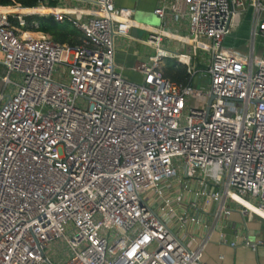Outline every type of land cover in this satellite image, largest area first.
<instances>
[{
	"label": "built area",
	"instance_id": "1",
	"mask_svg": "<svg viewBox=\"0 0 264 264\" xmlns=\"http://www.w3.org/2000/svg\"><path fill=\"white\" fill-rule=\"evenodd\" d=\"M36 7L47 11H12ZM247 11L246 50L225 46ZM133 12L116 0L0 4L1 81L14 86L0 94V264H53L55 241L63 264H205L234 208L264 221V0H158L139 83L114 59ZM34 14L69 21L80 41L23 29ZM165 59L191 83L165 77Z\"/></svg>",
	"mask_w": 264,
	"mask_h": 264
},
{
	"label": "crops",
	"instance_id": "2",
	"mask_svg": "<svg viewBox=\"0 0 264 264\" xmlns=\"http://www.w3.org/2000/svg\"><path fill=\"white\" fill-rule=\"evenodd\" d=\"M116 4L131 8L134 11L133 21L135 25L130 29L128 37L130 41L143 43L142 41L146 40L152 30L161 26L160 19L153 12L158 0H116ZM247 14L250 16V11H247ZM243 25L241 19L239 26L223 39L224 45L225 41L227 42L225 46L240 47V45L244 46L245 42V47L247 46L250 38V23L248 28L246 27L245 35L240 36L239 43L230 45V42L236 39L235 34L238 33ZM180 33L185 34V29L181 28ZM115 41L116 51L114 59L117 68L129 81L141 82L142 75L134 71L133 68L138 62H141L140 60L144 59V61H147L154 53L142 58L130 54L124 48L125 42L123 38H116ZM260 43L262 48V41ZM1 60L2 55L0 53V94L5 95L12 93L13 88H8V85L5 86L1 81L2 76L6 74ZM136 78H138V81H135ZM219 232L222 234L221 240L219 239ZM233 242L234 244L232 245ZM201 261L205 264H264V221L256 216L243 215L238 209L234 208L226 219H222L219 229L213 233L211 242L205 245Z\"/></svg>",
	"mask_w": 264,
	"mask_h": 264
},
{
	"label": "rangeland",
	"instance_id": "3",
	"mask_svg": "<svg viewBox=\"0 0 264 264\" xmlns=\"http://www.w3.org/2000/svg\"><path fill=\"white\" fill-rule=\"evenodd\" d=\"M60 2L57 3H51L53 5L59 4ZM66 4H69L70 2H65ZM73 5H85L83 3L80 2H74ZM242 21H243V27H241V29L238 31L236 35V39H233V42H230V45H236L237 43H239L240 41V36L245 35L246 30L249 26V23L251 24V14L250 16L247 14H244L242 16ZM247 27V28H246ZM34 36H37V34H34ZM235 38V37H234ZM124 42H125V49H127L129 51L130 54H134L136 56L142 57V58H146L148 55H151L154 53V48L152 46H150L149 44H147L145 41L141 42H136V41H130L128 38L124 37ZM128 40V41H127ZM262 39L260 37L256 38V53L258 54H262V48H261V42ZM226 41H225V45H226ZM260 43V45H258ZM245 44L246 42L243 44L244 46L240 45V47H235V48H239V49H243V51L246 50L245 48ZM124 46V45H123ZM228 46V45H227ZM199 63H198V67L201 68L203 71L198 73V78H195V82H196V86L198 88H203V90L208 89L209 87V79H208V75L205 73V68L209 62V58H208V54L207 52H203V51H199ZM140 61H144L140 60ZM172 60L170 59H165L162 62V66H164L166 63L171 62ZM10 79L11 80H17L16 74L12 73L10 75ZM131 81V80H130ZM135 81H138V78H136ZM10 87H14L13 85H8V88ZM79 104H81L82 106H85V102H78ZM110 235V232H108V235ZM45 255L49 258V260L53 263V264H63L64 262H66L69 258V250L66 247V245L64 243H60L59 241H55L53 243H51L49 245L48 248H46L45 250Z\"/></svg>",
	"mask_w": 264,
	"mask_h": 264
},
{
	"label": "trees",
	"instance_id": "4",
	"mask_svg": "<svg viewBox=\"0 0 264 264\" xmlns=\"http://www.w3.org/2000/svg\"><path fill=\"white\" fill-rule=\"evenodd\" d=\"M11 0H0V4H9ZM24 7H33L36 5V0H15ZM27 13L34 12L30 8H24ZM25 26L23 29H35L49 35L54 41L59 43H65L68 45H75L80 41L81 33L76 30L69 21L64 20L62 22L56 21L51 15H27L24 17ZM15 23V21H14ZM36 24L37 27H34ZM165 77L172 81L182 83L184 85L191 83V78L186 71V66L171 61L161 67Z\"/></svg>",
	"mask_w": 264,
	"mask_h": 264
},
{
	"label": "bare ground",
	"instance_id": "5",
	"mask_svg": "<svg viewBox=\"0 0 264 264\" xmlns=\"http://www.w3.org/2000/svg\"><path fill=\"white\" fill-rule=\"evenodd\" d=\"M31 10L34 11V12L41 13V14L46 13V11H47L46 9H44L42 7L32 8ZM12 11L20 12V13H27V10H25L24 8H18V9L17 8H12ZM239 200H241V199H239ZM241 201L244 202L243 200H241Z\"/></svg>",
	"mask_w": 264,
	"mask_h": 264
}]
</instances>
